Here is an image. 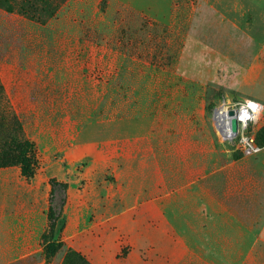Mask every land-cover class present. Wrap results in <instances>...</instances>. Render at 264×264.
Listing matches in <instances>:
<instances>
[{
	"label": "rangeland",
	"instance_id": "1",
	"mask_svg": "<svg viewBox=\"0 0 264 264\" xmlns=\"http://www.w3.org/2000/svg\"><path fill=\"white\" fill-rule=\"evenodd\" d=\"M193 1L162 25L120 0H0V264H79L86 228L131 223L158 171L167 193L245 157L218 140L224 103L263 106L248 136L264 149V0H209L251 36L226 53L187 32Z\"/></svg>",
	"mask_w": 264,
	"mask_h": 264
},
{
	"label": "crops",
	"instance_id": "2",
	"mask_svg": "<svg viewBox=\"0 0 264 264\" xmlns=\"http://www.w3.org/2000/svg\"><path fill=\"white\" fill-rule=\"evenodd\" d=\"M120 1L162 25L171 23L177 15V6L181 7L176 0ZM215 5L209 0L191 2L187 8V32L205 45L214 46L219 53L229 52L235 46L240 48L238 39H250L251 36L241 29L237 20L230 15L227 17ZM210 39L215 41L211 43ZM240 59L238 55L232 60L239 63ZM257 153L260 155L255 153L231 159L167 193H159L161 175L158 171L155 174L157 186L150 198L141 201L137 190V205L123 212L127 215L136 210L132 222L93 224L86 228L81 239H77V245L81 247L79 252L93 264H152L154 255L158 262L162 256L163 264L181 263L184 258L214 264H264V157H261L264 149ZM179 198L181 205L177 204ZM145 213L151 218L147 223L143 221ZM160 227L169 238L163 243ZM143 228L147 232L145 239L133 235L137 231L142 234ZM114 229L120 231L118 236L112 232ZM93 230H98V234ZM101 230L105 231L102 233ZM162 244L166 248L160 253ZM127 246L149 247L146 258L131 254L126 259L123 248ZM175 247H181L184 256L177 259Z\"/></svg>",
	"mask_w": 264,
	"mask_h": 264
},
{
	"label": "built area",
	"instance_id": "3",
	"mask_svg": "<svg viewBox=\"0 0 264 264\" xmlns=\"http://www.w3.org/2000/svg\"><path fill=\"white\" fill-rule=\"evenodd\" d=\"M222 106L228 109L225 123L219 126L216 121V112L214 117L219 140L222 143L237 141L239 146L243 147V153L247 156L257 153L259 151V148L256 146L254 138L248 136V132L251 129L252 125H254V123L259 120L263 112V106L252 100H246L232 106L230 105V107H227L225 103ZM231 110L236 111V115L234 117L237 119L238 123L237 133H233L232 131V117H230L228 114ZM243 115H245L244 118L242 117ZM223 133H225V135H223Z\"/></svg>",
	"mask_w": 264,
	"mask_h": 264
},
{
	"label": "bare ground",
	"instance_id": "4",
	"mask_svg": "<svg viewBox=\"0 0 264 264\" xmlns=\"http://www.w3.org/2000/svg\"><path fill=\"white\" fill-rule=\"evenodd\" d=\"M216 110H217L216 111V121H217V123H218L219 126L220 125H223L225 123V119L227 118V111H228V109H226L225 107L221 106L219 109H216ZM242 117L244 118L245 115H243ZM223 135H225V133H223Z\"/></svg>",
	"mask_w": 264,
	"mask_h": 264
},
{
	"label": "trees",
	"instance_id": "5",
	"mask_svg": "<svg viewBox=\"0 0 264 264\" xmlns=\"http://www.w3.org/2000/svg\"><path fill=\"white\" fill-rule=\"evenodd\" d=\"M58 186H59V188H58ZM60 189H61V185H58L56 183H53V185H52V194L55 195V193H58L60 191ZM73 259H75V262L78 261L79 264H88L85 261V259L81 255H79V254H74L73 253Z\"/></svg>",
	"mask_w": 264,
	"mask_h": 264
},
{
	"label": "water",
	"instance_id": "6",
	"mask_svg": "<svg viewBox=\"0 0 264 264\" xmlns=\"http://www.w3.org/2000/svg\"><path fill=\"white\" fill-rule=\"evenodd\" d=\"M228 114H229L230 117H232V119H231L232 131H233V133H237V131H238V123H237V119L234 117L236 115V111L231 110V111H229Z\"/></svg>",
	"mask_w": 264,
	"mask_h": 264
}]
</instances>
